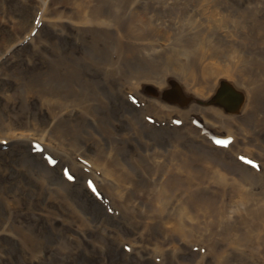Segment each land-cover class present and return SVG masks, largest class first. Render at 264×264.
Listing matches in <instances>:
<instances>
[{"label": "bare ground", "instance_id": "6f19581e", "mask_svg": "<svg viewBox=\"0 0 264 264\" xmlns=\"http://www.w3.org/2000/svg\"><path fill=\"white\" fill-rule=\"evenodd\" d=\"M155 1L142 15L159 22L169 17L171 10L168 0ZM37 4L36 11L41 10L39 18L43 21L48 15L44 7L50 9L48 0ZM51 9L60 19L55 25L60 23L63 30L74 28L81 41H86V36L92 33L96 44V37L111 29L103 17V0H54ZM212 10L213 13L209 8L210 16L206 20L198 12L187 17L197 47L182 53L188 58L185 64L179 63L177 57L172 61L187 72L174 70L181 85L198 100L181 94L180 105L175 104L178 107H172L168 101H176L178 94L170 89L172 73L166 64L131 65L125 77H115L117 73L103 67V60H93L86 52L76 53L55 45L37 50L41 56L39 69L16 59L10 71L0 59V72L4 68L6 79L18 82L14 94L11 87L2 86L0 90L8 103L20 104V110L15 112L0 108V153L9 156L4 162L13 163L17 180L25 183L26 173H32L37 184L53 198L57 195L58 202L72 205L82 223L90 227L92 218L82 214L73 197L74 184L54 175L70 166L77 173L76 183L88 187L86 181L94 179L103 198L120 212L127 227L140 239L155 245L153 252L163 264L167 261L193 264L174 253L182 252L186 256L188 246L183 250L179 243L172 242L166 248L174 251H165L161 240L168 236L206 248L205 256L200 257L201 264L209 256L214 264H264V112L257 114L258 107L264 104V0L249 1L248 6H242L241 0H218L213 2ZM38 15L34 17L30 34L41 24L35 22ZM181 24L172 22L162 34L156 31L153 48L147 49L163 54L174 48ZM189 24L183 22L186 32ZM25 28L18 25L16 34ZM113 31L123 36L139 32L121 23L113 25ZM205 33L215 36L216 48L200 46V37ZM248 38L252 40L246 43ZM161 39L169 43L168 50L161 48L164 44ZM125 40L129 49L146 41L143 37ZM8 51L9 48L5 49L4 55ZM13 58V54L8 57V66ZM88 65L102 77L98 73L100 76L93 80L78 79ZM146 73L152 75L151 82L145 80ZM223 80L243 95V105L237 114H230L229 109L238 99L224 89L218 92L216 101L222 105L210 104ZM107 90L113 93L117 108L111 105ZM38 98L41 108L47 111L41 114L43 120L48 119L46 125L39 114L29 115V103ZM172 113H180L182 123L188 121L192 127L169 129ZM121 114L124 121H119ZM87 118L92 123L86 122ZM253 126H256L254 135ZM196 129L219 136L243 135V138H237L229 146L231 158L212 150L215 147L208 134L197 140ZM166 139H169L167 144ZM34 142L43 144L45 151L36 154ZM129 145L133 148L127 154ZM9 149H19L25 163L12 160V154L7 153ZM46 153H53L59 161L55 168L43 158ZM239 154L258 158L262 171L242 164ZM48 160L54 162L51 156ZM3 171L5 168L0 164V172ZM103 173H108L110 179L99 177ZM13 186L19 188L16 183ZM227 190H231L228 198ZM29 203L33 205V199ZM5 221L3 215L0 226ZM96 221L103 223L101 217ZM96 221L93 226L97 230L100 226ZM102 236L105 240L107 234L102 232ZM118 236L123 239L122 235ZM132 242L137 246V242ZM59 245L64 248L66 244ZM102 247H106L104 242Z\"/></svg>", "mask_w": 264, "mask_h": 264}, {"label": "rangeland", "instance_id": "374dc122", "mask_svg": "<svg viewBox=\"0 0 264 264\" xmlns=\"http://www.w3.org/2000/svg\"><path fill=\"white\" fill-rule=\"evenodd\" d=\"M40 1L41 0H0V59L4 62V65L8 67V70L11 71L14 69L13 62L16 61V59L18 63H30L33 69L41 68V56L37 50L39 48L49 49L55 45L56 48L68 49L69 51L74 50L76 53L79 52V50L81 53L86 52L90 59L93 60H103V67L108 71L117 73L115 77H125V73L131 65L158 66L166 64L168 72L172 73L170 80L172 84L170 85V89L174 90L176 87L180 96L183 94L198 100L196 96L191 94V90L188 92L186 88L182 86L183 84L181 85V81L178 80L175 75L176 71L174 70L183 73L187 72L184 69L177 68L172 60L177 57L179 63L185 64L188 58L182 53L184 51H193V48L197 47L194 43L198 41L190 31V24L187 21V17L193 12H198V15L206 20V18L210 16L209 8L213 13L212 4L218 0H168L167 5L171 10V15L159 22H155L148 15L146 18L142 15V12H144L155 0H112L109 2L108 0H103V17L110 24L111 29L103 30V36L96 37V44L93 43L94 35L92 33L86 36V41H81L77 30L74 28L69 26L66 30H63L60 23L59 26L55 25L56 22H60V19H58L59 16L54 14V9H51L54 0H48L50 9L47 10L44 7V10L48 12L47 17L43 21L44 23H41L37 28V33L30 35L29 29L33 24L35 11L38 7L37 2ZM249 1L252 0H241V5L248 6ZM37 11L41 10L38 9ZM172 22H182L181 28L176 32L174 48L168 50L170 47L169 43L161 39V42L164 43L161 48H166L168 51L163 54L150 52L147 48H153L152 42L154 41H152V38L155 32L157 31L160 34L166 32L169 30ZM183 22L189 24L187 32L183 27ZM120 23L134 27L136 31L138 30L139 32L129 33L123 36L120 32L113 31V25L118 26ZM18 25H24L26 30L24 29L20 34H16L17 31L15 29H17ZM131 37H143L146 41L144 44H136L133 49H129L125 38ZM28 38L29 40L25 45L15 49L7 56L4 55L3 51L5 49L11 48ZM251 40L252 38H248L246 43H249ZM214 42H216L215 36H207L205 33L200 37V46L202 48H216ZM223 48H226V45H224ZM12 54L15 58L10 61L12 63L11 66H8V57ZM192 57L193 56L189 57V60ZM180 58L183 60H180ZM84 65L87 64L85 63ZM88 66L81 70L78 79L93 80L101 75L91 66L89 67L93 71L89 70ZM5 71L6 70L3 69L0 72V88L2 86L6 88L11 87V93L14 94L18 90V82L12 78L6 79L4 75ZM146 77L148 78L145 80L151 82L149 78H152V75L146 73ZM227 84L229 83L226 80L219 83L216 93L210 100L211 105H214L216 101L217 92L222 88L224 89ZM229 85L232 86L231 84ZM165 91H167V89ZM3 94L2 90H0L1 109L13 112L20 110L19 102L14 103V101L8 103ZM107 94L110 97L111 105H113L115 103L112 97L113 93L107 90ZM240 98L243 100V95L241 93ZM114 107L117 108L116 104H114ZM172 107L178 106L173 104ZM28 110L30 116L39 114L40 120H43L41 114L47 113L46 110L41 108L40 98L31 101L28 105ZM263 112L264 104H261L257 109V114L259 115ZM229 113L232 114L233 109L229 111ZM171 116L172 120L169 129L191 126L188 121L183 123L174 121V119H181L182 116L180 113H172ZM120 120L124 121L122 114L119 118V121ZM46 122H48V119L43 120L44 125H46ZM86 122L92 123V120L87 118ZM255 129L256 126H253L251 129L253 135L255 134ZM196 130L198 133L197 140L199 136L207 132V130ZM262 137L264 139V134ZM237 138H243V135L238 137L231 135L230 139L217 135L213 140L215 149L212 150L218 151L219 155L228 154L232 158V155H230L231 150L227 143H234ZM168 142L169 139H166V144ZM4 148L6 150L8 149L6 146ZM22 148L26 149L24 146H22ZM129 148L127 154L131 152L133 147L129 145ZM220 148H224V151ZM7 153L12 154L10 158L15 160L17 164L25 163L23 154L19 149H9ZM237 154L238 152L234 153V156ZM240 155L245 156L244 154H239V161ZM50 156L56 162L55 155L51 153ZM8 157L7 154L0 153V164L5 168V171L0 172V218L3 215L6 217V221L0 226V264H163L160 257L155 259L147 255L150 246H155L152 242L140 239L135 231L127 227L126 223L123 225L114 217V215L107 210L108 208L105 206L104 208L100 207V201L91 194L92 192L96 195V189L92 187L88 188L86 185L85 187L80 182L73 183L75 193L73 197H75V202L78 203V209L82 211V214L88 218L91 217V222L92 220L93 222L98 220V217L103 219V223L100 224L99 221H96L97 225L100 226L97 230L94 229L93 222L91 223V227L82 223L72 205H68L66 201L61 202V200H59L58 202L57 195L53 198L50 193L41 187V185L37 184L32 173H26L27 180L25 183L17 180L13 163L9 164L4 162ZM250 158L258 160L259 162V159L254 156H250ZM67 167L76 178L77 173L73 171L70 166ZM248 167L258 171V169L251 166ZM54 176L56 179L58 176L67 178L69 173L57 172ZM99 177H103L106 180H108V178L110 179L108 173H103V175L100 174ZM15 183L19 186L17 190L15 186H13ZM151 184L155 183L153 182ZM29 193L32 195V198L29 197ZM230 193L231 190L230 192L227 190V198ZM41 194H43V196ZM208 196L212 197L211 195ZM29 199H33V205H30ZM248 220H251L250 215L248 216ZM110 228H115L116 231L114 232L118 235H123L129 240L137 242V248L141 250V254L138 256L135 254L132 255L124 245H120L119 236L111 232ZM102 232L107 234L105 240L103 239ZM63 242H65L66 245L64 248H61L59 244ZM103 242L106 244L105 249L102 247ZM172 242L179 243L183 250L187 249L188 245L185 241H179L175 237L168 236L161 240L165 251H174L173 249L168 250L166 248V246ZM126 246H129V244ZM204 251V249H200L199 247H190L186 256L182 253L178 255L184 258L186 262L196 264V256L199 253L204 254ZM227 251L232 252V249L227 248ZM237 251L238 250H235V253H237ZM140 259L143 260L140 261ZM203 263L214 264L215 262L214 259L209 256ZM164 264L171 263L167 261Z\"/></svg>", "mask_w": 264, "mask_h": 264}, {"label": "water", "instance_id": "95a60500", "mask_svg": "<svg viewBox=\"0 0 264 264\" xmlns=\"http://www.w3.org/2000/svg\"><path fill=\"white\" fill-rule=\"evenodd\" d=\"M224 90H225L227 93L233 95L234 97H236V98L238 99V102L234 105V107L231 106L230 109H229V111H232V109H233V112H234V113L239 112L240 109H241L242 103H243V100L240 98V93L235 92V91L230 87V85H228V84L225 86ZM222 91H223V88L220 89V93H221ZM174 94H175V95L178 94V92H177L176 89H175V91H174ZM168 101H170V102H175V101H173L172 99H168ZM214 104H215V105H222V104H220V103H218V102H215Z\"/></svg>", "mask_w": 264, "mask_h": 264}]
</instances>
